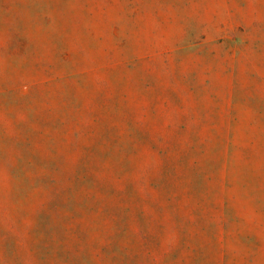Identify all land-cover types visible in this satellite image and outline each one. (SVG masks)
Returning <instances> with one entry per match:
<instances>
[{
  "label": "rangeland",
  "instance_id": "1",
  "mask_svg": "<svg viewBox=\"0 0 264 264\" xmlns=\"http://www.w3.org/2000/svg\"><path fill=\"white\" fill-rule=\"evenodd\" d=\"M0 264H264V0H0Z\"/></svg>",
  "mask_w": 264,
  "mask_h": 264
}]
</instances>
